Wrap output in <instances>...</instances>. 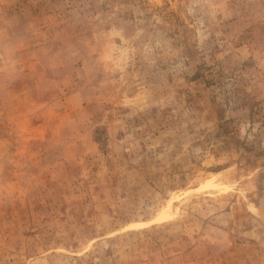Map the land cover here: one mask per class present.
Masks as SVG:
<instances>
[{
    "label": "rangeland",
    "instance_id": "obj_1",
    "mask_svg": "<svg viewBox=\"0 0 264 264\" xmlns=\"http://www.w3.org/2000/svg\"><path fill=\"white\" fill-rule=\"evenodd\" d=\"M0 264H264V0H0Z\"/></svg>",
    "mask_w": 264,
    "mask_h": 264
}]
</instances>
